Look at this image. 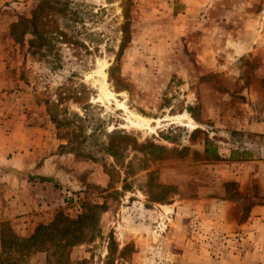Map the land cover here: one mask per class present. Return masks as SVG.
<instances>
[{
    "label": "rangeland",
    "instance_id": "rangeland-1",
    "mask_svg": "<svg viewBox=\"0 0 264 264\" xmlns=\"http://www.w3.org/2000/svg\"><path fill=\"white\" fill-rule=\"evenodd\" d=\"M0 264H264V0H0Z\"/></svg>",
    "mask_w": 264,
    "mask_h": 264
},
{
    "label": "trees",
    "instance_id": "trees-1",
    "mask_svg": "<svg viewBox=\"0 0 264 264\" xmlns=\"http://www.w3.org/2000/svg\"><path fill=\"white\" fill-rule=\"evenodd\" d=\"M206 144H208L207 141H205V145ZM204 152L207 153L206 148L204 149ZM85 216V214H80L79 216H76L74 219H72L66 216H61V214H57L55 219L51 220V222L48 224L37 225L34 228L32 234L21 239V242L18 244V246L23 247L26 245V242L29 241L44 242V240H69V238H66L65 235L69 233V229L74 231L82 230V226L85 225ZM59 223L61 224L58 226ZM67 242L68 241H66V243Z\"/></svg>",
    "mask_w": 264,
    "mask_h": 264
},
{
    "label": "bare ground",
    "instance_id": "bare-ground-1",
    "mask_svg": "<svg viewBox=\"0 0 264 264\" xmlns=\"http://www.w3.org/2000/svg\"><path fill=\"white\" fill-rule=\"evenodd\" d=\"M181 124L193 126L191 118H189L186 114H179L174 116Z\"/></svg>",
    "mask_w": 264,
    "mask_h": 264
}]
</instances>
